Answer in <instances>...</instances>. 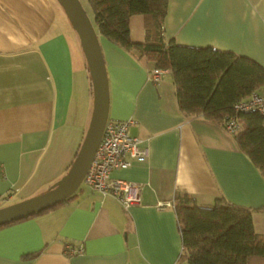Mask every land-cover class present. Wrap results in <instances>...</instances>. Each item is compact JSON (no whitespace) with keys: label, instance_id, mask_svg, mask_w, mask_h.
Instances as JSON below:
<instances>
[{"label":"crops","instance_id":"0c3cea01","mask_svg":"<svg viewBox=\"0 0 264 264\" xmlns=\"http://www.w3.org/2000/svg\"><path fill=\"white\" fill-rule=\"evenodd\" d=\"M64 8L60 0H0V207L48 192L67 173L92 118L86 56ZM135 17L130 36L137 41L143 29ZM163 27L167 41L264 67V0H168ZM98 42L107 119L132 118L130 134L147 149L145 161L110 176L139 185L140 202L125 209L79 187L66 203L0 228V264H188L176 193L200 205L218 197L264 205V177L250 157L221 123L180 110L167 69L157 68L154 83L153 62L104 37ZM263 211L253 215L255 229Z\"/></svg>","mask_w":264,"mask_h":264},{"label":"trees","instance_id":"16d2710c","mask_svg":"<svg viewBox=\"0 0 264 264\" xmlns=\"http://www.w3.org/2000/svg\"><path fill=\"white\" fill-rule=\"evenodd\" d=\"M98 37L167 69L172 76L179 108L187 115H202L223 124L234 117L240 129L233 134L239 148L264 177V117L257 111L236 112L235 102L252 92L264 91V67L231 52L199 49L164 37L163 21L168 0H87ZM140 16L143 35L134 41L130 23ZM79 189V187H78ZM77 189V190H78ZM76 190V191H77ZM80 190V189H79ZM66 199L32 215L0 225V228L54 209ZM174 209L181 236L182 257L188 264H264V233L257 232L253 215L264 209L240 206L218 197L200 205L188 193H176Z\"/></svg>","mask_w":264,"mask_h":264},{"label":"water","instance_id":"95a60500","mask_svg":"<svg viewBox=\"0 0 264 264\" xmlns=\"http://www.w3.org/2000/svg\"><path fill=\"white\" fill-rule=\"evenodd\" d=\"M60 1L79 32L86 56L94 95L92 118L67 173L48 192L0 207V225L42 211L75 192L83 180L107 120L108 84L97 35L78 0Z\"/></svg>","mask_w":264,"mask_h":264},{"label":"built area","instance_id":"2783aa9c","mask_svg":"<svg viewBox=\"0 0 264 264\" xmlns=\"http://www.w3.org/2000/svg\"><path fill=\"white\" fill-rule=\"evenodd\" d=\"M160 72L158 69H152L148 78L158 83ZM233 109L236 112L257 111L264 117V91L252 92L247 99L235 102ZM133 124L132 118L106 120L97 148L82 180L85 185L102 195L114 197L125 209L140 202V187L122 179L112 178L110 173L115 169L130 166L131 161L143 162L147 158V149L140 145L141 140L130 134L129 129ZM222 125L230 134H235L240 129V124L234 117L225 119ZM68 249L72 253L81 252V249L71 247Z\"/></svg>","mask_w":264,"mask_h":264},{"label":"rangeland","instance_id":"374dc122","mask_svg":"<svg viewBox=\"0 0 264 264\" xmlns=\"http://www.w3.org/2000/svg\"><path fill=\"white\" fill-rule=\"evenodd\" d=\"M79 1V3H80V5L82 6V8H83V10H84V12H85V14H86V16H87V18H88V20L90 21V23H91V25H92V27H93V29L95 30V22H94V14H93V11H92V9H91V7H90V5L88 4V2H87V0H78ZM63 9V8H62ZM66 9L64 8V10L63 11H65ZM67 11V10H66ZM64 14L66 15V13L64 12ZM68 14V13H67ZM69 16V15H68ZM70 19V18H69ZM135 19H139V16H136L135 17ZM70 21H71V19H70ZM71 23H72V25L75 27V29H77L76 28V26H75V24L71 21ZM66 29V31H67V29H68V27H66L65 28ZM76 31H78V30H76ZM77 38H78V41H79V44H80V47H81V41H80V35H79V32H77ZM135 36V35H134ZM81 49H82V47H81ZM83 51V50H82ZM89 72V71H88ZM89 75H90V72H89ZM84 183L83 182H81L80 183V185H79V187H84ZM14 202H17V201H11V202H9V203H7V204H3L2 206H6V205H10V204H13ZM1 206V205H0ZM259 222V223H258ZM255 224H256V230L257 231H259V232H264V211L262 212V213H259L258 214V219H257V216H256V218H255Z\"/></svg>","mask_w":264,"mask_h":264}]
</instances>
